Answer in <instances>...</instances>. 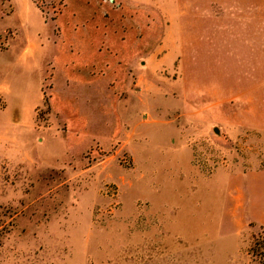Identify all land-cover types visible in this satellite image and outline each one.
Instances as JSON below:
<instances>
[{"label": "rangeland", "instance_id": "374dc122", "mask_svg": "<svg viewBox=\"0 0 264 264\" xmlns=\"http://www.w3.org/2000/svg\"><path fill=\"white\" fill-rule=\"evenodd\" d=\"M262 15L0 0V264H259Z\"/></svg>", "mask_w": 264, "mask_h": 264}, {"label": "trees", "instance_id": "16d2710c", "mask_svg": "<svg viewBox=\"0 0 264 264\" xmlns=\"http://www.w3.org/2000/svg\"><path fill=\"white\" fill-rule=\"evenodd\" d=\"M249 253L259 264H264V235L255 239Z\"/></svg>", "mask_w": 264, "mask_h": 264}, {"label": "crops", "instance_id": "0c3cea01", "mask_svg": "<svg viewBox=\"0 0 264 264\" xmlns=\"http://www.w3.org/2000/svg\"><path fill=\"white\" fill-rule=\"evenodd\" d=\"M262 23L264 22V15H262L261 17ZM250 37L254 36V37H261L262 39H264V29H256L254 31H249ZM264 43V40H263ZM258 62L256 64H252L254 68H264V55H262L261 57H258ZM260 61H263L262 64L259 63ZM263 201H264V194H263ZM259 226L260 228L264 229V225H256Z\"/></svg>", "mask_w": 264, "mask_h": 264}, {"label": "water", "instance_id": "95a60500", "mask_svg": "<svg viewBox=\"0 0 264 264\" xmlns=\"http://www.w3.org/2000/svg\"><path fill=\"white\" fill-rule=\"evenodd\" d=\"M216 132H218V129H216Z\"/></svg>", "mask_w": 264, "mask_h": 264}]
</instances>
